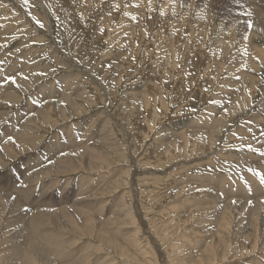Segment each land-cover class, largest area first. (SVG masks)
Listing matches in <instances>:
<instances>
[{"label":"rangeland","instance_id":"1","mask_svg":"<svg viewBox=\"0 0 264 264\" xmlns=\"http://www.w3.org/2000/svg\"><path fill=\"white\" fill-rule=\"evenodd\" d=\"M262 180L264 0H0V264H264Z\"/></svg>","mask_w":264,"mask_h":264},{"label":"bare ground","instance_id":"2","mask_svg":"<svg viewBox=\"0 0 264 264\" xmlns=\"http://www.w3.org/2000/svg\"><path fill=\"white\" fill-rule=\"evenodd\" d=\"M163 8H164V7H163ZM164 9H165V8H164ZM260 11H261V10H260ZM256 13H257V12H256ZM261 13H262V12H261ZM261 13H260V14H261ZM74 14H75V13H74ZM256 19H257V18H256ZM260 27H261V26H260ZM57 83H58V82H57ZM57 94H59V92H58ZM58 97H59V96H58ZM73 134H74V132H73ZM47 147H48V146H47ZM50 147H51V146H50ZM46 149H47V148H46ZM51 149H53V148H51ZM54 149H55V148H54ZM49 151H51V150H49ZM43 153H44V152H43ZM46 156H47V154H46ZM49 157H50V156H49ZM40 158H41V157H40ZM48 159H49V158H48ZM37 160H38V159H37ZM129 175H130V174H129ZM112 182H113V181H112ZM120 183H121V182H120ZM127 183H128V182H127ZM1 185H2V184H1ZM5 185H6V184H5ZM75 185H76V184H75ZM4 187H5V186H4ZM7 187H8V184H7ZM5 192H6V191H5ZM5 192H4V193H5ZM2 193H3V192H2ZM73 197H75V196H73ZM33 205H34V204H33ZM120 208H121V207H120ZM37 209H38V208H37ZM31 247H32V246H31ZM38 248H39V247H38ZM34 249H36V247H35ZM31 250H32V249H31ZM31 250H30V251H31ZM32 251H33V250H32ZM38 251H39V250H38Z\"/></svg>","mask_w":264,"mask_h":264},{"label":"snow or ice","instance_id":"3","mask_svg":"<svg viewBox=\"0 0 264 264\" xmlns=\"http://www.w3.org/2000/svg\"><path fill=\"white\" fill-rule=\"evenodd\" d=\"M261 183H264V180H262Z\"/></svg>","mask_w":264,"mask_h":264}]
</instances>
